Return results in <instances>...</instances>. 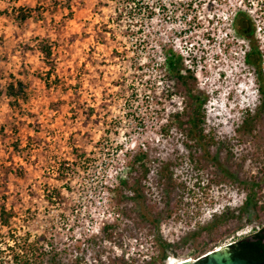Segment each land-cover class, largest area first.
<instances>
[{"label":"rangeland","instance_id":"374dc122","mask_svg":"<svg viewBox=\"0 0 264 264\" xmlns=\"http://www.w3.org/2000/svg\"><path fill=\"white\" fill-rule=\"evenodd\" d=\"M239 11L264 56V0H0V264L27 234L59 264H173L262 228L264 57Z\"/></svg>","mask_w":264,"mask_h":264},{"label":"trees","instance_id":"16d2710c","mask_svg":"<svg viewBox=\"0 0 264 264\" xmlns=\"http://www.w3.org/2000/svg\"><path fill=\"white\" fill-rule=\"evenodd\" d=\"M22 16L21 20L26 21L28 17L31 15L32 11L30 10H21ZM235 21H234V27L235 30H238V26L241 25V23H249L250 21H253L252 17L246 13L245 11H239L235 15ZM236 23V26H235ZM45 50L46 56L51 55V48L46 47ZM181 57L176 55V53L172 52L169 54V56L166 59L167 66L170 68L169 70L174 73V75L177 77V79L185 83L186 78L183 77L180 73L179 67ZM24 86L23 83L19 81L18 87H16L15 84L11 83L8 86V92L15 101L19 98V96L23 95ZM262 95L264 96V85L261 86L260 89ZM202 105V104H201ZM192 120V119H191ZM196 121L192 120L191 123L195 124ZM259 185H256L258 187ZM254 192L253 190L250 191L249 199L246 201V206L249 205L251 202V197L253 196ZM200 205V204H199ZM201 206V205H200ZM256 213L258 214V218H264L262 217L264 214V205L260 204L258 200L254 204ZM172 212H169V215ZM196 215L199 216L197 213ZM13 217V212L11 210H8L3 205H0V219L4 225H7L9 223V219ZM223 227V221H219L215 225H207V226H201L199 224L200 232H196V236L198 239H202L203 247H201L202 251L207 250L209 247L210 242L209 236L213 237V241H217L219 238H222L223 235L221 234V228ZM242 226L236 227V229L230 234L229 236H234L233 234H236L239 230H241ZM113 226L109 225L104 230V239L111 240L114 238V231ZM30 234H27L23 240L22 243L15 242V249L11 247L9 250L14 251V255L9 261L10 263L7 264H43V263H50V264H59V256L61 254L56 253L53 251L52 253H46L43 251V246L41 245L40 240H37L35 242H31L29 240ZM21 249L18 251L17 249ZM169 247H165L167 250ZM228 250L231 253L232 259H242V260H254L258 262H264V225L262 228L254 233L251 236L244 237L241 239L235 240L233 243H231L228 246ZM182 253V252H181ZM180 252H174L176 256H179L181 254ZM196 251H194V254ZM167 257V255H164V259ZM110 264H127L126 260L124 258H117V257H111ZM100 264H106V263H100Z\"/></svg>","mask_w":264,"mask_h":264},{"label":"flooded vegetation","instance_id":"af4514ba","mask_svg":"<svg viewBox=\"0 0 264 264\" xmlns=\"http://www.w3.org/2000/svg\"><path fill=\"white\" fill-rule=\"evenodd\" d=\"M235 32L240 37L245 38L250 42V51L245 55L246 64L256 69H260L263 63L264 56L262 55L261 51L259 52L257 47L253 45V42L255 41L253 21H250L249 23H241V25L238 26V30H235Z\"/></svg>","mask_w":264,"mask_h":264},{"label":"water","instance_id":"95a60500","mask_svg":"<svg viewBox=\"0 0 264 264\" xmlns=\"http://www.w3.org/2000/svg\"><path fill=\"white\" fill-rule=\"evenodd\" d=\"M178 264H264V262L242 260L239 258L232 259L231 253L228 247H226L202 257L197 262L184 261Z\"/></svg>","mask_w":264,"mask_h":264},{"label":"built area","instance_id":"2783aa9c","mask_svg":"<svg viewBox=\"0 0 264 264\" xmlns=\"http://www.w3.org/2000/svg\"><path fill=\"white\" fill-rule=\"evenodd\" d=\"M135 251H137L136 247L129 248L126 257L129 258V256H134L135 255Z\"/></svg>","mask_w":264,"mask_h":264},{"label":"bare ground","instance_id":"6f19581e","mask_svg":"<svg viewBox=\"0 0 264 264\" xmlns=\"http://www.w3.org/2000/svg\"><path fill=\"white\" fill-rule=\"evenodd\" d=\"M185 261H186V260H185ZM187 261H191V262H192V260H187ZM180 262H184V261H181V260H180ZM180 262L176 260L173 264H178V263H180Z\"/></svg>","mask_w":264,"mask_h":264}]
</instances>
